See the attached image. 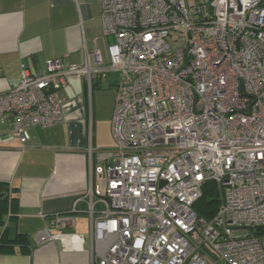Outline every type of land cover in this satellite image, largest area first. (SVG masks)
<instances>
[{"label":"built area","instance_id":"obj_1","mask_svg":"<svg viewBox=\"0 0 264 264\" xmlns=\"http://www.w3.org/2000/svg\"><path fill=\"white\" fill-rule=\"evenodd\" d=\"M108 62L22 65L0 94V126L64 121L68 78L116 74L112 150L86 191L90 264H264V0H100ZM171 40L172 43L169 41ZM104 164V167L101 166ZM213 182L209 219L193 209ZM75 225L54 215L39 243Z\"/></svg>","mask_w":264,"mask_h":264},{"label":"crops","instance_id":"obj_2","mask_svg":"<svg viewBox=\"0 0 264 264\" xmlns=\"http://www.w3.org/2000/svg\"><path fill=\"white\" fill-rule=\"evenodd\" d=\"M113 42L102 35L100 0H0V94L18 84L21 66L29 62L35 71H44L47 60L82 65L87 55L96 67L92 55L98 51L106 65ZM108 76L95 80L91 89L84 78L74 79L78 90L73 95L65 94L67 82L61 91L64 121L29 128L24 143L7 125L0 126V183L16 189L12 196L17 197L14 218L6 225L10 238L24 234L29 244L0 253V264H90L86 191L96 161L88 149H105L94 137L91 98L102 80L114 93L117 75ZM54 215H71L75 225L57 231L61 238L39 243L37 233Z\"/></svg>","mask_w":264,"mask_h":264},{"label":"trees","instance_id":"obj_3","mask_svg":"<svg viewBox=\"0 0 264 264\" xmlns=\"http://www.w3.org/2000/svg\"><path fill=\"white\" fill-rule=\"evenodd\" d=\"M14 193L16 189H10L6 184L0 183V253H10L14 248H29L24 234L15 233L11 238L9 237L10 228L6 222L9 223L14 218L16 211L17 197L12 196ZM218 202L215 185L213 182H208L204 185L201 198L195 203L193 209L199 216L209 220L214 215Z\"/></svg>","mask_w":264,"mask_h":264},{"label":"rangeland","instance_id":"obj_4","mask_svg":"<svg viewBox=\"0 0 264 264\" xmlns=\"http://www.w3.org/2000/svg\"><path fill=\"white\" fill-rule=\"evenodd\" d=\"M169 41L172 43L171 40ZM74 79H79V78H68L67 79L68 86H67V89L65 90V94L70 92V94L73 95L74 92L78 90L77 89L78 83L77 84L72 83ZM111 89L112 88H109L107 81L102 80L99 87L96 90H94L93 92L94 94L92 95L93 97L91 98L92 109L95 115L94 125H93L94 126L93 127L94 137L96 138L98 145L100 144L102 148H105L103 150H106L107 148L108 149L114 148V141H113V138L110 132L111 129L109 130V119H110V115L112 114L113 104H114V93H113V90ZM73 90L75 91L73 92ZM101 166L104 167V164L101 163Z\"/></svg>","mask_w":264,"mask_h":264}]
</instances>
